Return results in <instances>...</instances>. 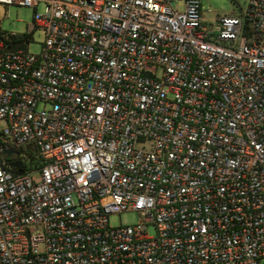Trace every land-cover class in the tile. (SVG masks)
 <instances>
[{"label": "built area", "instance_id": "2783aa9c", "mask_svg": "<svg viewBox=\"0 0 264 264\" xmlns=\"http://www.w3.org/2000/svg\"><path fill=\"white\" fill-rule=\"evenodd\" d=\"M0 3V264H259L264 0Z\"/></svg>", "mask_w": 264, "mask_h": 264}, {"label": "rangeland", "instance_id": "374dc122", "mask_svg": "<svg viewBox=\"0 0 264 264\" xmlns=\"http://www.w3.org/2000/svg\"><path fill=\"white\" fill-rule=\"evenodd\" d=\"M249 0H202L203 17L206 21H211L218 15L230 14L241 15L246 10ZM179 7H181L179 5ZM34 10L32 7L3 5L0 3V28L7 32H15L22 35L28 32V25L33 20ZM38 12L43 11V6L40 4L37 7ZM32 40L29 43L28 50L33 53L40 51L44 41V32L40 28H35L32 33ZM0 127L2 124L0 122ZM139 221V216L136 212L128 211L112 214L109 217L111 225H131ZM155 230L152 225L148 226V234L152 235ZM259 264H264V257L259 260Z\"/></svg>", "mask_w": 264, "mask_h": 264}, {"label": "trees", "instance_id": "16d2710c", "mask_svg": "<svg viewBox=\"0 0 264 264\" xmlns=\"http://www.w3.org/2000/svg\"><path fill=\"white\" fill-rule=\"evenodd\" d=\"M21 37H22V39L27 40V39L29 38V35H27V34H22Z\"/></svg>", "mask_w": 264, "mask_h": 264}, {"label": "water", "instance_id": "95a60500", "mask_svg": "<svg viewBox=\"0 0 264 264\" xmlns=\"http://www.w3.org/2000/svg\"><path fill=\"white\" fill-rule=\"evenodd\" d=\"M11 151H12V149H11V150H9L8 152L10 153ZM20 164H21V163H20V162H18V163H16V164H15V166H16V167H18V166H20Z\"/></svg>", "mask_w": 264, "mask_h": 264}]
</instances>
